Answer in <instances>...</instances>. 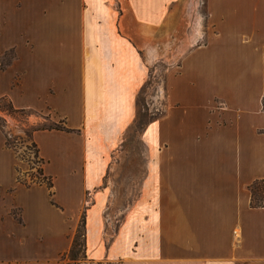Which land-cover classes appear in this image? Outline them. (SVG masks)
I'll use <instances>...</instances> for the list:
<instances>
[{
	"label": "crops",
	"instance_id": "crops-1",
	"mask_svg": "<svg viewBox=\"0 0 264 264\" xmlns=\"http://www.w3.org/2000/svg\"><path fill=\"white\" fill-rule=\"evenodd\" d=\"M0 1L16 14L27 2ZM31 1L25 50L0 52H20L0 72L11 74L0 99L69 131L33 135L52 190L19 183L0 131V264H67L84 210L90 262L264 264V208L250 191L264 181V0H117L115 26L108 0ZM164 51L181 61L165 114L147 131L157 150L148 197L109 236V161L95 134L128 122Z\"/></svg>",
	"mask_w": 264,
	"mask_h": 264
},
{
	"label": "rangeland",
	"instance_id": "rangeland-1",
	"mask_svg": "<svg viewBox=\"0 0 264 264\" xmlns=\"http://www.w3.org/2000/svg\"><path fill=\"white\" fill-rule=\"evenodd\" d=\"M26 1L23 11L18 14L15 13L14 9L7 10L9 2L0 1V31L3 33L2 36L0 33V52L10 44H17L19 48L23 47L25 50L27 43L25 34H22L23 38L21 37L23 29L21 20H26L27 15H30L36 7V5H31V0ZM22 4V2H19V7ZM66 4L71 5L75 2L74 0H66ZM108 4L111 7L109 21L112 26H115L119 15L122 13L120 2L108 0ZM80 6L78 1L77 7L79 10ZM45 9L49 10V6L46 5ZM105 24L107 25V23ZM187 36L190 37V34ZM200 42L204 41L200 40ZM19 53L17 47H12L1 53L0 72L9 70L15 60L18 59ZM163 53L164 56L147 69V80L136 96L134 111L128 122L118 127H114L113 124H104L103 127L97 129V134H95L100 152L107 155L109 161L105 183L110 187L109 202L105 213L109 220L107 227L109 236L116 233L123 216L129 210L131 211L133 207H136L145 195L148 197V193L145 194L143 189L144 185L147 186L146 190L150 185L151 171L154 168L153 157L157 150L150 141V135L147 131L156 119L165 114L167 108V78L169 72L177 70L176 68L181 61V57H171L170 51H164ZM24 58L26 59V57ZM24 68H26L25 64ZM22 76V73H16L11 84L19 83ZM10 79L11 74L7 76L0 74V95L9 92ZM14 96L18 103L31 102V97L27 98L26 94L22 98L20 95ZM12 106L9 98L0 100V131L3 138L5 137L6 146L11 149V154L15 157L19 183L33 185L44 180L41 174L43 161L39 156L37 145L33 141L34 133L39 129L49 127L67 128V126L62 121L43 117L35 111L16 110ZM86 236V210H84L78 219L72 239V244L76 239L80 244L77 248L79 260L83 259L84 255L86 256ZM84 241L85 249L83 248ZM69 256L67 255L65 259L67 264H75ZM77 264L115 263L90 262L86 256V261Z\"/></svg>",
	"mask_w": 264,
	"mask_h": 264
},
{
	"label": "trees",
	"instance_id": "trees-1",
	"mask_svg": "<svg viewBox=\"0 0 264 264\" xmlns=\"http://www.w3.org/2000/svg\"><path fill=\"white\" fill-rule=\"evenodd\" d=\"M0 100H4V98H1ZM13 107V106H12ZM14 108V107H13ZM45 130H59V131H69L67 128H59V127H49L46 129H39L37 131H45ZM42 177L44 180L36 183V184H46L50 190L53 188V182L51 178H48L44 175L43 170L41 171ZM26 186H31V185H26ZM250 191L252 195V201L251 205L253 208H264V181H256L250 186ZM259 197V198H258ZM259 199V201H258ZM259 202V203H258ZM79 242L78 240H74L72 244V248L67 254L70 258L71 261L75 262V264L81 262V261H86V256L84 255L83 259L79 260L78 259V254H77V248L79 247ZM83 248L85 249V241L83 243ZM67 255H65V259L67 258Z\"/></svg>",
	"mask_w": 264,
	"mask_h": 264
}]
</instances>
